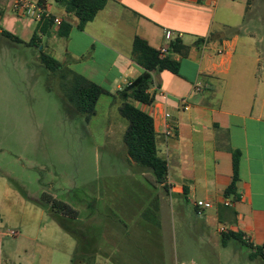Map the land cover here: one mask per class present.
<instances>
[{"label":"rangeland","instance_id":"374dc122","mask_svg":"<svg viewBox=\"0 0 264 264\" xmlns=\"http://www.w3.org/2000/svg\"><path fill=\"white\" fill-rule=\"evenodd\" d=\"M250 3L238 35L264 48V0ZM7 44L18 43L0 34V264H264L222 242L214 210L179 208L127 157L106 102L89 121L69 113L67 74L44 69L45 44Z\"/></svg>","mask_w":264,"mask_h":264},{"label":"crops","instance_id":"0c3cea01","mask_svg":"<svg viewBox=\"0 0 264 264\" xmlns=\"http://www.w3.org/2000/svg\"><path fill=\"white\" fill-rule=\"evenodd\" d=\"M34 1L61 23L67 20L69 31L61 34V23L18 14L12 0H0V34L6 30L27 41L37 33L40 44H45L47 53L67 74L68 90L76 75L101 86L106 93L98 97L95 107L104 101L109 112L118 116L120 139L128 121L120 113L118 91L143 72L132 58L134 38H143L155 49L167 48L178 62V71L153 72L148 92L154 101L134 102L153 118L158 154L167 162L166 193L179 208L184 202L197 213L195 200L210 201L211 207L201 212L214 210V219L221 222L217 227L220 234L219 227L227 224L245 241L263 244L264 78L258 72L264 69V48L238 35L244 33L245 16L254 0H246L243 14L229 5L234 0H106L81 28L58 0ZM166 29L173 33L170 39H166ZM174 40L178 49L170 51ZM16 43L7 45L39 49ZM62 72L60 79L64 78ZM197 81L203 85L200 91L193 87ZM69 103V113H78ZM165 111L170 113L167 119ZM93 115L74 116L89 121ZM165 123L173 127L170 135L164 134ZM234 152L240 153L237 179L234 192L226 196ZM126 155L129 157L127 150ZM225 200L229 206L224 205Z\"/></svg>","mask_w":264,"mask_h":264},{"label":"trees","instance_id":"16d2710c","mask_svg":"<svg viewBox=\"0 0 264 264\" xmlns=\"http://www.w3.org/2000/svg\"><path fill=\"white\" fill-rule=\"evenodd\" d=\"M63 6L65 13L77 18V26L81 28L84 23L92 19L102 8L106 0H58ZM71 24L66 20L61 23V34H66ZM2 35L13 41L24 43L26 45L39 46L40 40L37 33H34L27 41L18 36L3 30ZM178 41L170 43L171 50L176 51ZM44 66L50 70H58L61 64L58 60L48 54L40 56ZM132 58L143 68V72L133 81L129 82L122 90L118 91L122 98L120 113L128 121V126L124 132L123 141L127 149L129 159L143 168H148L153 172L155 181L166 189L167 162L158 154L156 144V132L152 116L135 105L134 102L142 104H151L154 101L153 96L148 92L152 84V73L160 70H169L173 73L178 71V62L173 60L169 53L163 54L159 49L150 46L146 40L136 36L132 44ZM106 91L93 82L87 81L76 75L73 79L72 87L68 90L69 102L85 117H90L95 112V104L98 97ZM240 153L233 154V177L231 183L225 189V195L234 192V184L237 179L238 162ZM52 201L54 199L48 198ZM55 202V201H53ZM63 204V203H62ZM222 242L226 238L232 237L240 244H246L251 249V258L260 257L264 259V242L261 245L254 246L245 241L240 232H234L231 228L227 232H222Z\"/></svg>","mask_w":264,"mask_h":264},{"label":"built area","instance_id":"2783aa9c","mask_svg":"<svg viewBox=\"0 0 264 264\" xmlns=\"http://www.w3.org/2000/svg\"><path fill=\"white\" fill-rule=\"evenodd\" d=\"M12 8L13 10L21 15H25L27 17H30L34 20H42L44 18H52L53 22L55 24H60L61 19L57 16H53L42 4H40L37 1L34 0H12ZM173 33L171 30L166 29L165 30V36L166 39H170L172 37ZM180 35V34H179ZM203 46H205V42L202 43ZM161 53L167 54L168 50L165 47H162L159 49ZM219 53H222L221 50L218 51ZM194 90L200 91L203 88V85L197 81L194 84ZM161 96L165 97L166 94L162 91L159 92ZM170 117L169 112H164V118L167 119ZM173 131V127L169 125L168 123L164 124V134L170 135ZM195 206L199 209L198 213H201L202 209H207L211 207V202L205 199H198L194 201ZM224 205L229 206L230 202L225 200ZM229 227L221 225L219 227L220 232H227Z\"/></svg>","mask_w":264,"mask_h":264}]
</instances>
